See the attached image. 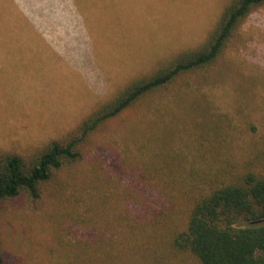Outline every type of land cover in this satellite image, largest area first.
<instances>
[{
    "label": "rangeland",
    "instance_id": "374dc122",
    "mask_svg": "<svg viewBox=\"0 0 264 264\" xmlns=\"http://www.w3.org/2000/svg\"><path fill=\"white\" fill-rule=\"evenodd\" d=\"M227 1L0 0V149L28 153L65 138L129 79L202 42ZM186 76L151 100L171 102L174 110L166 118L171 131L174 119L185 117L183 126L177 124L181 131L166 144L169 154L188 161L195 157L199 168L220 171L224 178L258 168L264 159V6L245 19L211 70ZM176 96L183 101L176 104ZM145 109L126 111L99 139L119 155L131 143L128 132H139L131 140H145L140 136L146 132ZM191 112L206 117V133L200 119L191 125ZM108 153L101 164L94 163L90 198L81 189L90 166L84 161L63 174L79 179L68 180L60 194L53 192L54 179L36 201L22 197L0 203L4 264H62L64 243L77 234L69 229L71 224L77 229L84 199L95 196L97 204L105 192L109 206L121 208L112 197L124 185L113 174L119 160ZM73 204L78 209L71 217L67 211ZM177 264L196 263L185 255Z\"/></svg>",
    "mask_w": 264,
    "mask_h": 264
},
{
    "label": "trees",
    "instance_id": "16d2710c",
    "mask_svg": "<svg viewBox=\"0 0 264 264\" xmlns=\"http://www.w3.org/2000/svg\"><path fill=\"white\" fill-rule=\"evenodd\" d=\"M263 6L264 0H228L202 42L129 79L84 115L65 138L51 139L28 153L0 149V203L22 197L36 201L54 179L53 192L60 194L70 186L68 180L79 179L63 174L84 161L90 166L81 189L90 198L94 163L101 164L108 152L116 153L119 164L113 165V174L124 185L112 197L121 201V208L112 209L105 192L97 204L95 196L92 201L84 199L80 209L73 204L67 214L73 217L78 209L80 222L76 230L74 224L69 230L80 237L74 234L64 243L62 264H162L171 259L177 264L185 255L196 264H264V159H259L258 168L249 166L224 178L220 171L199 168L195 157L188 161L169 154L166 144L181 131L177 124L183 126L185 117L174 119L171 131L166 123L167 113L174 110L171 102L151 101L181 77L211 70L245 19ZM174 98L176 104L183 101ZM142 105L147 120L140 136L146 139L131 140L139 132H128L131 143L119 155L110 142L99 138L115 119ZM187 114L191 125L198 126L200 119L206 133V117ZM103 171L108 174V169Z\"/></svg>",
    "mask_w": 264,
    "mask_h": 264
},
{
    "label": "water",
    "instance_id": "95a60500",
    "mask_svg": "<svg viewBox=\"0 0 264 264\" xmlns=\"http://www.w3.org/2000/svg\"><path fill=\"white\" fill-rule=\"evenodd\" d=\"M251 222L255 223V222H258V221L256 220V221H251Z\"/></svg>",
    "mask_w": 264,
    "mask_h": 264
}]
</instances>
